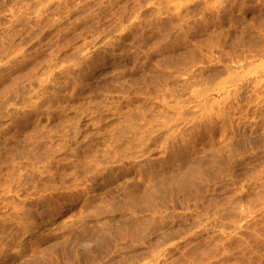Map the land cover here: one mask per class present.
Wrapping results in <instances>:
<instances>
[{
    "label": "clouds",
    "instance_id": "1",
    "mask_svg": "<svg viewBox=\"0 0 264 264\" xmlns=\"http://www.w3.org/2000/svg\"><path fill=\"white\" fill-rule=\"evenodd\" d=\"M0 264H264V0H0Z\"/></svg>",
    "mask_w": 264,
    "mask_h": 264
}]
</instances>
